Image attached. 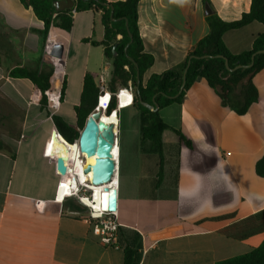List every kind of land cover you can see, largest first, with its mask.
<instances>
[{
    "label": "crops",
    "instance_id": "0c3cea01",
    "mask_svg": "<svg viewBox=\"0 0 264 264\" xmlns=\"http://www.w3.org/2000/svg\"><path fill=\"white\" fill-rule=\"evenodd\" d=\"M209 2L225 21L240 19L252 5V0ZM101 16L95 8L75 12L70 32L51 28L44 37V23L32 8L21 0H0V103L23 113L20 137L0 140L9 147L0 150V264H124L126 246L136 249L138 264H216L259 247L264 232L236 239L223 230L264 211V178L255 170L264 154V69L254 77L259 100L243 116L223 107L204 79L192 85L182 103L160 110L171 128L162 137L161 175L156 154L139 145L123 156L118 142L117 246H104L71 199L61 201L66 191L59 197L62 173L53 155L72 171L80 164L83 172L87 164L75 150L71 156L61 152L56 141L63 137L49 112L76 126L75 108L86 74L97 85L101 76L110 81L112 63L102 46L91 43L104 39ZM206 18L204 0L139 3L140 36L145 52L154 58L143 84L168 70L184 72L189 53L209 33ZM263 32L264 25L254 21L226 32L223 41L238 55L251 50ZM59 46L63 55L56 63L51 51ZM52 67L48 109H42L41 94L30 80L9 76L15 68ZM83 176L87 180L82 182L91 183L92 172Z\"/></svg>",
    "mask_w": 264,
    "mask_h": 264
},
{
    "label": "trees",
    "instance_id": "16d2710c",
    "mask_svg": "<svg viewBox=\"0 0 264 264\" xmlns=\"http://www.w3.org/2000/svg\"><path fill=\"white\" fill-rule=\"evenodd\" d=\"M56 1L59 0H21L26 8H32L36 17L44 23V30L41 32L44 37H47L51 28L70 32L73 27V14L75 12L95 8L102 13L104 39L100 42L92 41L91 43L94 46L104 48L106 58L112 63L113 67L108 83V91L112 96L106 111L107 115H105L107 119L116 118L115 115L111 117V113L118 109L117 94L119 91L127 89L129 83H132L133 87L138 89L136 66L129 60L128 56L139 67L141 79L139 95L142 100L152 104L153 97L157 95L158 111H151L143 107L139 99L134 102L135 108L140 114L141 148L145 153L156 154L159 157L160 175L164 163L162 137L164 131L171 129L162 120L160 110L173 103H182L186 92L196 81L206 80L220 98L222 106L233 110L240 116L245 115L250 106L259 100L254 77L264 69V54L257 55L254 64L249 69H241L235 72H229L226 69L224 59H202L201 57L206 55L222 56L228 59L231 68L238 65H249L253 54L264 48V32L255 37L251 50L238 55L232 54L227 48L223 36L228 31L241 29L254 21L264 25V0H252L249 12L244 13L240 19L235 21H225L216 13L207 16L209 33L198 42L187 57L186 66L188 63L190 64L186 74V85L180 95L178 93L182 84L183 73L175 69L152 75L143 84V75L154 64V58L145 52L138 27V5L142 0H125L116 3H108L106 0H74L73 8L61 12H57L54 8L53 4ZM204 2H209V0H204ZM110 5L114 7L113 17L117 21L111 19ZM125 20L128 21L129 30L133 35V41L128 47L127 53L125 48L130 42V38ZM118 36H121V39L118 40ZM115 46L114 54L113 48ZM53 75L54 67L48 71L15 68L9 74L12 78L28 79L34 84L41 94L40 105L42 109H48L49 106L50 81ZM65 85L66 82L64 81L60 94L61 102ZM101 96L103 97V94L94 77L91 74H86L83 80L80 103L75 108L76 126H71L61 116L49 112L58 133L71 145L77 144L86 120L96 110ZM174 132L187 147L192 148L191 142L180 131L174 130ZM0 150H9V147L0 141ZM255 170L259 177L264 178V154L256 163ZM74 209L80 211V207L77 205H74ZM257 232H264V211L223 230L225 235L236 239H244ZM138 263L136 249L126 246L124 249V264ZM216 264H264V240L259 247L250 252L219 261Z\"/></svg>",
    "mask_w": 264,
    "mask_h": 264
},
{
    "label": "water",
    "instance_id": "95a60500",
    "mask_svg": "<svg viewBox=\"0 0 264 264\" xmlns=\"http://www.w3.org/2000/svg\"><path fill=\"white\" fill-rule=\"evenodd\" d=\"M74 0H59L54 2V8L57 12L65 11L68 9H71L74 7ZM111 8V19L112 21H117L114 19V7L110 5ZM205 9L207 16L213 14L211 5L209 2L205 3ZM126 22V28L127 32L130 38V42L127 44L125 48V52L127 53L128 47L133 41V35L129 30L128 27V21ZM115 48H113V52L115 54ZM59 50V51H58ZM264 54V48L256 53L253 54L251 63L249 65H238L235 68H231L229 65V61L226 58H223L222 56H203L202 59L206 58H221L225 61V67L229 72H235L241 69H249L254 64V59L257 55ZM63 55V47H54L51 51V56H53L56 59L61 58ZM129 60H131L137 70V87H138V93H139V86L141 85V79H140V71L138 65L135 63V61L128 56ZM189 64L186 66L183 77H182V84L179 90L178 95L181 94V92L184 90V87L186 85V74L189 68ZM164 95V94H163ZM177 95V96H178ZM157 95L153 97V103L149 104L142 100L141 96L139 95V102L143 107H146L150 109L151 111H158L159 110V104L156 101ZM106 114L104 111V108L101 106V98H99L98 106L96 110L89 115V117L86 120V124L84 129L82 130L79 140L77 142L79 147V152L82 155H86L87 157H96V161L94 165H88L86 169L84 170L85 174H89L92 172V179L91 184L93 186H101V185H108L113 180L114 176L117 172V162L114 158V146H116V133H115V124L114 123H106L103 121L102 116ZM118 116V115H117ZM58 169L62 174L67 173V169L64 165V162H60L58 160ZM72 183L75 185L76 182V176L72 177ZM105 192L107 193V209L110 212H116L118 208V189L117 186H107L105 187Z\"/></svg>",
    "mask_w": 264,
    "mask_h": 264
},
{
    "label": "rangeland",
    "instance_id": "374dc122",
    "mask_svg": "<svg viewBox=\"0 0 264 264\" xmlns=\"http://www.w3.org/2000/svg\"><path fill=\"white\" fill-rule=\"evenodd\" d=\"M108 83L109 82H107V88ZM127 89L134 96V101H138V89L133 87L132 83H129ZM103 98L104 96L102 97V99ZM130 106H127L129 108L123 109L118 107V122L115 128L116 145L118 144V142L120 143V148L123 156L131 151H134L136 147L139 148L140 145V114L136 111L137 109L135 108V102L132 107ZM22 121L23 113L21 111L12 107L10 104L0 103V140H11L13 138L20 137L22 131ZM83 159L84 158L82 157V160ZM83 190L79 193V195L84 194ZM90 195L91 198L89 199L91 200L93 198V191H91V193L87 192L86 196H81V198H88L87 196ZM70 199L74 205L80 207V212L82 213V215L88 216L90 214L89 207L84 201H80L78 197H72Z\"/></svg>",
    "mask_w": 264,
    "mask_h": 264
},
{
    "label": "built area",
    "instance_id": "2783aa9c",
    "mask_svg": "<svg viewBox=\"0 0 264 264\" xmlns=\"http://www.w3.org/2000/svg\"><path fill=\"white\" fill-rule=\"evenodd\" d=\"M54 61L56 63H58L60 60L59 59H54ZM127 68V67H126ZM64 83V82H63ZM63 86V84H62ZM98 87L100 88L101 92L103 95H110V100L107 104V107L104 108V111H107V108L110 104L111 101V93L108 91L107 88V81L101 76L99 78V85ZM62 90V88H61ZM127 91H129L128 89H126ZM61 94V91H60ZM102 99V96L100 97ZM117 99L119 100V96L117 94ZM134 102V101H133ZM133 105V104H132ZM64 139V138H63ZM56 165L58 167V160L59 157L54 156ZM117 164V163H116ZM65 167L67 169V173L66 174H62L61 175V180L59 182L58 185V192L60 194L61 190H67L65 193V196L61 199V201H64L67 198H72V197H78L79 200L81 201L82 198L81 196H86L87 192H90L89 186L88 185H81V183H79L77 177H76V182L77 184H73L72 183V177L76 176L74 174V172L71 170L72 167L65 164ZM71 167V168H70ZM84 189V190H83ZM83 190V195H79V193ZM88 198H91L90 196H87ZM90 210V214L85 218L86 221L91 225L93 233L99 237L100 242L106 246V247H115L119 244V234H120V228L121 225L118 223L116 217H117V211L116 212H110L108 210H104V212H102V214L100 215H95L94 213V209L89 207Z\"/></svg>",
    "mask_w": 264,
    "mask_h": 264
},
{
    "label": "bare ground",
    "instance_id": "6f19581e",
    "mask_svg": "<svg viewBox=\"0 0 264 264\" xmlns=\"http://www.w3.org/2000/svg\"><path fill=\"white\" fill-rule=\"evenodd\" d=\"M103 96H104V98L101 99V106L103 108H106L107 104H108V102L110 100L109 99L110 97H109V95H103ZM118 96H119L118 103H119L120 106H130V105L133 104L134 96L132 95V93L130 91H127L126 89L125 90H121V91H119ZM105 115L106 114H104L102 116L103 121H105L106 123H114L115 126H116L117 121L114 120V119L113 120H108V119L105 118ZM114 115L116 116V112H114V113L112 112L111 113V117L114 116ZM56 145H60L61 148H62L61 152L63 154H66V155H70L71 156L74 153V150H75V153L79 152L78 144H77V146L76 145H69L61 137H58V139L56 141ZM55 149L58 150L56 147H55ZM113 153H114V158H115L116 162H118L117 145L114 146ZM79 155L84 158L83 161L85 162V164H87V167H88V161H90L93 158H95V159L93 160L92 164L90 162V165H94L95 164L96 157H87L86 155H82L80 152H79ZM81 168H82V165L78 164V170H77L76 167L73 169L74 174L76 175V177H77L79 183H81V185H83V186L88 185L89 189L94 192L93 193V198L91 200L89 198L83 197L81 201L82 202L84 201L88 205V207L93 208L94 209L93 211H94L95 215H100V214H102V212H104V210L107 209V193L105 192L104 189H105V187H107V186L109 187L110 185L111 186H116V184H117V172H116V175L114 176V178H113V180L111 181L110 184H108L106 186L105 185L93 186L90 182H87L88 184L85 183L84 181L82 182L83 178H84L85 181L87 180V178L85 176H83L85 173H84V171L82 172ZM62 191H64V190H61L60 194H61ZM60 194H59V197H60Z\"/></svg>",
    "mask_w": 264,
    "mask_h": 264
}]
</instances>
